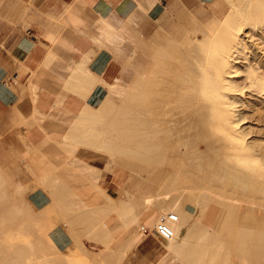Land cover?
<instances>
[{
	"label": "rangeland",
	"instance_id": "rangeland-1",
	"mask_svg": "<svg viewBox=\"0 0 264 264\" xmlns=\"http://www.w3.org/2000/svg\"><path fill=\"white\" fill-rule=\"evenodd\" d=\"M227 1L221 18L188 15L183 40L150 41L128 95L109 96L106 111L90 112V122L76 128L74 151L92 149L82 157L92 165L78 167L89 177L76 174L88 185L48 191L54 206L42 216L29 192L6 189L0 174V264H229L232 252L236 264H248L252 254L253 264L260 261L264 158L256 149L264 148V0ZM138 110L141 123L164 111L173 121L136 127ZM155 129L167 150L160 156L146 150ZM209 143L212 152L196 151ZM211 154L244 166L247 187L230 177L220 181L209 170ZM116 167L129 186L112 196L99 183ZM146 211H156L157 222L175 212L173 238L163 240L155 224L141 229L136 217ZM207 213L216 216L214 227L201 221Z\"/></svg>",
	"mask_w": 264,
	"mask_h": 264
},
{
	"label": "crops",
	"instance_id": "crops-1",
	"mask_svg": "<svg viewBox=\"0 0 264 264\" xmlns=\"http://www.w3.org/2000/svg\"><path fill=\"white\" fill-rule=\"evenodd\" d=\"M229 7L227 0H0V174L6 189L20 186L47 216L54 206L48 191L88 185L76 174L89 177L78 167L92 165L82 159L92 149L74 151L76 128L90 122V112L106 111L109 96L128 95L150 41L183 40L188 15L221 18ZM112 173L108 188L99 183L103 189L129 186L122 169ZM215 219L207 213L201 221L214 227ZM234 255L229 264H236ZM258 263L264 264L263 252Z\"/></svg>",
	"mask_w": 264,
	"mask_h": 264
},
{
	"label": "bare ground",
	"instance_id": "bare-ground-1",
	"mask_svg": "<svg viewBox=\"0 0 264 264\" xmlns=\"http://www.w3.org/2000/svg\"><path fill=\"white\" fill-rule=\"evenodd\" d=\"M249 1V0H248ZM233 74V73H232ZM228 76V75H227ZM228 78V77H227ZM236 78V77H235ZM231 79V78H230ZM235 81V80H234ZM233 81V82H234ZM239 83V82H238ZM240 84V83H239ZM135 119H136V122L133 124L134 126L136 127H139V126H142V125H145V126H159V125H162V126H167L169 125L173 120H169L168 118V113L166 111H164L162 114H152V116L150 117V119L148 120L149 122H145V123H141L140 122V119H143V117L140 116L139 114V110L137 111L136 115L134 116ZM133 117V118H134ZM132 122V121H131ZM158 132H160V130L158 129H155V131H153V134L154 135V138L152 139H149V143L147 144L146 146V150L148 151V153L154 155V156H160V155H163L167 152L166 148L163 147L162 145V142L161 140L159 139H156V135L158 134ZM163 139V137H161ZM213 144H208V148H206V146H201L200 148L196 149V151H210L212 152L213 151ZM259 152H260V155L264 158V148L263 147H257V149ZM65 157V156H64ZM209 159H210V165H209V170L210 171H216L217 172V178L221 181L227 177H230L232 179H236L237 181L239 182H242V184L244 185V188L247 187V182H246V179H251L249 178V176L246 174V170H245V167L242 166V165H238V164H235L231 161V159H229L228 157L226 158H221L217 155H213L211 154L209 156ZM249 170V168H248ZM230 174V175H229ZM112 176L113 174L110 172V174H108L105 178H104V183L107 184V188L109 186V183L110 181L112 180ZM86 177V176H85ZM228 179V178H227ZM247 180V181H248ZM219 184V183H218ZM239 184V183H238ZM264 184V183H263ZM216 185V184H215ZM228 185V184H227ZM219 187V186H218ZM103 188V187H102ZM1 212V211H0ZM157 215V212L154 211L151 215L147 214V211L140 214L138 217H136L138 220L140 219L142 221V224L140 225V228L141 229H146V228H150L152 224H155V227L157 226L158 222H157V219L155 220V217ZM244 218V217H243ZM136 219V220H137ZM241 220V219H240ZM237 221V220H236ZM245 221V220H243ZM250 222V220H249ZM249 222L247 221L246 225L249 224ZM253 222V220L251 221ZM242 223V222H241ZM245 224V223H244ZM255 224V223H254ZM253 224V225H254ZM238 225V224H237ZM241 225V224H239ZM252 225V224H251ZM249 226V225H248ZM244 227H247V226H244ZM248 228V227H247ZM245 229L246 231L250 229ZM237 229H238V226H237ZM264 229V228H263ZM262 229V230H263ZM235 231V230H234ZM238 230H236L237 232ZM241 231V230H240ZM239 231V232H240ZM238 232V234H239ZM243 232V230L241 231ZM240 232V233H241ZM245 233V232H243ZM264 233V231H263ZM141 235L143 233H140ZM145 234V233H144ZM237 234V233H236ZM246 234L248 235V233L246 232ZM245 235V234H244ZM246 235V236H247ZM263 235V234H262ZM261 235V236H262ZM140 236V235H139ZM237 236V235H236ZM235 237V235H234ZM239 238V237H238ZM244 239V237L242 238ZM245 240V239H244ZM243 241V240H242ZM240 244V243H239ZM243 245H245V243H243ZM241 245V247L245 248V246ZM239 254V253H238ZM241 258H243V254L241 253V256H239ZM256 259V258H255ZM257 259L259 260V258L257 257ZM236 260V258H235ZM242 260V259H241ZM254 262V255L252 254L251 257L249 258V261H248V264H253Z\"/></svg>",
	"mask_w": 264,
	"mask_h": 264
},
{
	"label": "built area",
	"instance_id": "built-area-1",
	"mask_svg": "<svg viewBox=\"0 0 264 264\" xmlns=\"http://www.w3.org/2000/svg\"><path fill=\"white\" fill-rule=\"evenodd\" d=\"M178 220V215L175 212H169L165 216H162L159 220L156 230L158 235L163 240H170L174 236V229L172 227V223ZM146 231L149 229L146 228Z\"/></svg>",
	"mask_w": 264,
	"mask_h": 264
}]
</instances>
